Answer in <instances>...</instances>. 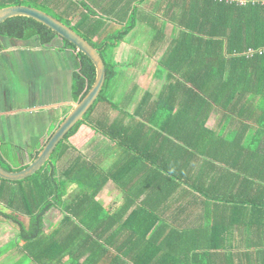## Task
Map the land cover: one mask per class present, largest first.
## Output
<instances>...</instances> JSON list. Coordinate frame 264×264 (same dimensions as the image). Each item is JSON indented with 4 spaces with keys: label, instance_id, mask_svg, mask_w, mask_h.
I'll list each match as a JSON object with an SVG mask.
<instances>
[{
    "label": "crops",
    "instance_id": "obj_1",
    "mask_svg": "<svg viewBox=\"0 0 264 264\" xmlns=\"http://www.w3.org/2000/svg\"><path fill=\"white\" fill-rule=\"evenodd\" d=\"M137 31L130 34L138 35ZM133 37L117 46L119 54L111 61L112 83L119 85L120 93L98 103L90 120L56 156L58 188L65 191L63 201L45 216L43 233L35 241L22 239V230L30 223L25 211L15 212L18 222L1 217L0 264H60L58 260L72 250V241L78 240L76 247L81 249L79 239H87V234L77 231L84 222L104 233L102 243L113 242L122 257L111 244L112 250L100 255L101 264H145L124 245L125 233L121 238L115 235L147 228L184 264H264V208L255 200L258 186L254 191L243 187L237 173L244 167L256 172L251 165L260 164L259 146L247 140L242 145L251 142V146H200L206 153L192 154L185 144L195 137L194 113L172 92L182 80L159 72L163 69H158L155 55L137 61L134 54L136 62L125 59ZM162 45L161 57L167 49ZM3 54L9 56L11 69L5 70L4 64L9 65L0 60V155L19 166L29 165L54 133L50 129H57L76 104L72 78L77 63L58 39L42 47L0 38ZM233 124L242 132L238 120ZM206 126L221 130L219 116L213 114ZM252 126L245 139L257 133ZM116 127L127 130L137 146H122L111 139ZM134 127L143 128L145 134L139 132L137 137L131 132ZM20 145L32 148L27 150L28 161L22 163L19 149H14L13 158L9 147ZM52 191L56 189L47 188ZM258 197L264 199V192ZM10 200L2 202L7 209L12 208ZM133 216L137 219L131 221ZM68 255L65 264H70ZM137 255L143 258L142 251ZM95 262L99 264L97 256Z\"/></svg>",
    "mask_w": 264,
    "mask_h": 264
},
{
    "label": "trees",
    "instance_id": "obj_2",
    "mask_svg": "<svg viewBox=\"0 0 264 264\" xmlns=\"http://www.w3.org/2000/svg\"><path fill=\"white\" fill-rule=\"evenodd\" d=\"M246 1L241 4L238 0H0V9L25 5L62 21L93 45L106 64L107 81L101 96L85 119L66 135L52 158L90 120L97 104L107 99L115 71L113 62L106 58V49L117 47L139 25H144L155 32L158 48L162 42V47L167 48L162 61L158 62L159 66L167 69L168 78L182 80L179 86L172 88L173 96L185 101L184 104L194 113L195 137L185 146L197 155L206 153L200 146H251V142L242 144L253 140L259 146L257 159L260 164H264V150L259 151L260 146H264V0ZM168 25H172L174 31L171 39L166 41ZM0 38L38 43L42 47L52 45L57 39L61 40L63 48L77 63L72 78L75 102H81L93 87L96 69L92 61L73 44L36 20L27 17L8 19L0 25ZM213 114L219 116L221 130L206 126ZM235 120H238L242 132L235 130ZM150 122L155 126L154 119ZM252 125L256 126L257 133H250L245 139L247 132L254 129ZM151 130L154 129L151 127ZM106 132L109 133L108 130ZM131 132L137 137L139 132L145 134L141 127H134ZM110 134L111 139L122 146H137L132 143V136L127 130L120 131L116 127L112 128ZM237 138L241 139L238 140L241 145H238ZM167 139L173 143L172 136ZM40 151L32 160L36 159ZM247 159L255 162L253 156L248 155ZM11 163L0 155V164L6 170L20 171L29 166L16 168ZM48 164L54 166L47 169ZM260 164L251 165L252 169H256L253 174L247 171V167L238 169L237 173L243 178V187L254 191L255 186H258L255 200L258 201V207L264 208V199L258 197L264 192V165ZM55 166V160H50L43 169L23 181L9 182L0 178V221L3 217L18 222L15 212L25 211L30 223L28 228L22 230L23 240L35 241L43 233L47 213L63 201L65 190L58 188ZM45 176L53 185L46 181ZM12 185L19 187L12 188ZM48 187L56 191L48 193ZM57 190L60 193L56 194ZM4 199H11L13 210H5L2 203ZM136 219L133 216L131 221ZM77 231L87 234V239H79L81 249L76 247L78 240L72 241V250L65 253L58 260L59 263H67L64 259L69 254L70 264H97L96 256L101 264L103 258L100 255L112 250L114 243L110 242L112 248L102 243L105 241L104 233L91 230L87 222ZM124 233V245L134 252L136 261L145 264H184L148 228L117 232L115 236L121 238ZM138 250L142 251V259L138 258Z\"/></svg>",
    "mask_w": 264,
    "mask_h": 264
},
{
    "label": "water",
    "instance_id": "obj_3",
    "mask_svg": "<svg viewBox=\"0 0 264 264\" xmlns=\"http://www.w3.org/2000/svg\"><path fill=\"white\" fill-rule=\"evenodd\" d=\"M14 17H27L34 19L50 28L53 32H56L62 39L73 44L94 64L96 69V79L88 94L81 102L74 104L65 120L54 131L53 135L40 151L36 159L33 160L27 168L20 171H9L0 164V178L9 182L23 181L44 168V166L51 160L53 154L59 144L65 139L66 135L78 123L82 122L89 111L93 108L101 96L107 81L106 64L100 52L71 27L67 26L52 15L34 7L14 5L0 9V25Z\"/></svg>",
    "mask_w": 264,
    "mask_h": 264
},
{
    "label": "rangeland",
    "instance_id": "obj_4",
    "mask_svg": "<svg viewBox=\"0 0 264 264\" xmlns=\"http://www.w3.org/2000/svg\"><path fill=\"white\" fill-rule=\"evenodd\" d=\"M173 31H174V29H173V26L172 25H168V28H167V37H166V41H168L169 39H171V36L173 35ZM138 35H136L135 33L134 34H130L128 37L126 36L125 37V39L122 41V42H124V41H129V39L131 38V36L133 37V40H134V42H133V45H132V47L131 48H127V50H129V53H128V55H127V57H125V59H127V60H132V58H133V55L135 54V56H136V60L138 61V59H139V57H142V61L144 60V58L145 57H151V55H155L154 56V59L155 60H158V62L160 61H162V57L161 56H159V50H160V48H158L159 47V43L158 42H156V34H155V32H153L152 30H150L149 28H147V27H145L144 25H139V27H138ZM146 35V36H145ZM154 39H155V44H154ZM4 42V41H3ZM121 42V43H122ZM153 42V43H152ZM121 43H120V46H122L121 45ZM3 44H5V42L3 43ZM33 44H36V43H32V45ZM148 46V47H147ZM147 47V48H146ZM161 47V46H160ZM16 50V52L19 50V48L15 45V46H13V50ZM106 51H107V53H108V55L106 56V58L107 59H110L111 61L113 60L114 62L116 61V59H114V56H116L117 57V53L119 54V49H117V47H115V48H113V49H106ZM12 52V51H11ZM13 58V57H12ZM113 58V59H112ZM0 60H4L6 63H7V65H9V67H7L5 64H4V68H5V70H10L11 68H10V61H9V56H7L6 54H3V55H1L0 56ZM136 60H132V62H136ZM124 65H128V64H124ZM118 66H115V69L117 68ZM8 68V69H7ZM159 70H162L163 69V67H161V66H159V68H158ZM3 72H4V74L6 75V73H5V71L3 70ZM159 72H161V73H168L167 72V69H163L162 71H159ZM64 74H66V73H64ZM166 76V75H165ZM112 86H115V85H113V83L111 84ZM7 86L9 87V85L7 84ZM113 92L115 93V94H119L120 93V87H119V85H117V86H115L114 88H112V90H109L108 89V92H107V94H108V96H109V98L111 97V95L113 94ZM118 101H116V103H117ZM135 102H136V100H135ZM55 129H56V127L54 126V127H52L51 129H50V134L53 132V131H55ZM49 134V135H50ZM46 137V136H45ZM9 140H15L16 141V139L15 138H12V137H10L9 136ZM16 142H21V141H16ZM10 148H12V150H13V158H15L16 156H15V153H14V149H19L18 150V152H19V160H18V158H17V160L19 161V162H24V161H28V159H27V157H26V154H27V150L28 151H32V148H31V146H22V145H20V146H9ZM60 149V148H59ZM58 152V151H57ZM56 154L54 155V159L52 158L51 160H56ZM30 164V163H29ZM50 164V163H49ZM47 165V169H51L52 167H50V165ZM12 166H14V167H16V168H19V165L17 164V162H13L12 164H11ZM45 178H46V176H45ZM46 181L50 184V185H53L47 178H46ZM45 186H46V184H44ZM18 190H16L15 192H17ZM5 203V202H4ZM5 210H7V211H10V210H12L11 208H9V209H7V208H5ZM16 216H17V213H16ZM21 215H18V217L19 218H21L22 219V217H20ZM4 218H2V220H3Z\"/></svg>",
    "mask_w": 264,
    "mask_h": 264
},
{
    "label": "built area",
    "instance_id": "obj_5",
    "mask_svg": "<svg viewBox=\"0 0 264 264\" xmlns=\"http://www.w3.org/2000/svg\"><path fill=\"white\" fill-rule=\"evenodd\" d=\"M233 1H235V0H233ZM238 1L241 2V4H245V3H247L246 0H238Z\"/></svg>",
    "mask_w": 264,
    "mask_h": 264
},
{
    "label": "clouds",
    "instance_id": "obj_6",
    "mask_svg": "<svg viewBox=\"0 0 264 264\" xmlns=\"http://www.w3.org/2000/svg\"><path fill=\"white\" fill-rule=\"evenodd\" d=\"M52 135H53V134H52ZM52 135H51V136H52ZM46 143H47V142H46Z\"/></svg>",
    "mask_w": 264,
    "mask_h": 264
}]
</instances>
